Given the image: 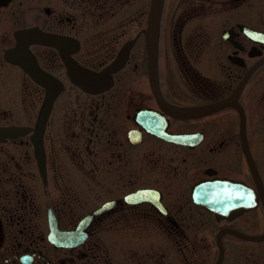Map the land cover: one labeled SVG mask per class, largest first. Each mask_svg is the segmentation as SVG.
<instances>
[{
	"label": "flooded vegetation",
	"instance_id": "obj_1",
	"mask_svg": "<svg viewBox=\"0 0 264 264\" xmlns=\"http://www.w3.org/2000/svg\"><path fill=\"white\" fill-rule=\"evenodd\" d=\"M152 1L0 0V264H264V0Z\"/></svg>",
	"mask_w": 264,
	"mask_h": 264
},
{
	"label": "water",
	"instance_id": "obj_2",
	"mask_svg": "<svg viewBox=\"0 0 264 264\" xmlns=\"http://www.w3.org/2000/svg\"><path fill=\"white\" fill-rule=\"evenodd\" d=\"M163 1L164 0H153L152 1V6H151V12H150V26L154 25L155 22H157V20H159L160 17V12L162 9V5H163ZM204 111H197V114L203 113ZM181 114L183 115V117H189L195 114L194 111L192 110H182ZM221 202L218 201L216 202V207H212L210 209H212L214 212L219 213L221 212ZM252 206H248V203L246 205V207H244V210L250 209ZM90 219V218H89ZM87 221V220H86ZM263 239V238H260ZM219 264V263H218Z\"/></svg>",
	"mask_w": 264,
	"mask_h": 264
},
{
	"label": "rangeland",
	"instance_id": "obj_3",
	"mask_svg": "<svg viewBox=\"0 0 264 264\" xmlns=\"http://www.w3.org/2000/svg\"><path fill=\"white\" fill-rule=\"evenodd\" d=\"M135 239H136V235L132 234V241H134ZM239 249H242V248H239L237 246H230L228 248V256H227L228 264H233L234 259L238 257Z\"/></svg>",
	"mask_w": 264,
	"mask_h": 264
}]
</instances>
